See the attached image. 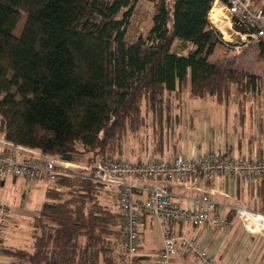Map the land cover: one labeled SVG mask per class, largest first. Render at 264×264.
<instances>
[{"label":"trees","instance_id":"trees-1","mask_svg":"<svg viewBox=\"0 0 264 264\" xmlns=\"http://www.w3.org/2000/svg\"><path fill=\"white\" fill-rule=\"evenodd\" d=\"M139 1L0 0L2 138L70 163L120 161L149 125L164 142L187 91L223 103L234 86L246 95L262 85L234 58L210 60L222 44L209 19L214 0H144L163 19L151 45L120 39ZM103 186L53 183L35 218L33 250L2 246L1 254L21 264H119L122 218L101 204Z\"/></svg>","mask_w":264,"mask_h":264},{"label":"built area","instance_id":"built-area-1","mask_svg":"<svg viewBox=\"0 0 264 264\" xmlns=\"http://www.w3.org/2000/svg\"><path fill=\"white\" fill-rule=\"evenodd\" d=\"M209 19L216 30H220L219 34L228 35L229 43L223 41L230 49H240L253 42L264 45V9H255L251 0H214ZM222 27L225 32L221 31ZM31 150L8 141L0 144V180L23 177L31 181L46 179L55 183L62 178H78L119 189L122 236L117 251L127 259L125 264L136 263L148 217L157 219L163 231L164 245L158 253L157 264H173L177 257H189L201 264H221L194 240L178 233L176 227L212 225L225 228L231 225L228 217L209 194L197 199L193 208H182L174 202L169 185L188 186L192 180L212 181L222 175L240 177L245 183L264 178V157L248 160L210 152L198 159L178 154L172 160L134 163L98 156L90 164L86 160V165H75L54 156L38 155ZM140 188L147 195L143 200L135 198V192ZM230 209L235 219L249 231L264 232V213L251 210L239 202ZM11 215L10 207L0 202V255L4 228Z\"/></svg>","mask_w":264,"mask_h":264},{"label":"crops","instance_id":"crops-1","mask_svg":"<svg viewBox=\"0 0 264 264\" xmlns=\"http://www.w3.org/2000/svg\"><path fill=\"white\" fill-rule=\"evenodd\" d=\"M255 75L262 78V85L246 95H240L235 87L229 100L223 103L209 96L196 99L187 91L184 106L174 111L176 119L165 130L164 142L159 141L156 130L149 125L146 134H142L141 139L137 138L136 145L130 144L133 138L126 143L123 160L134 163L172 160L178 154L198 159L210 152L248 160L264 157V77ZM0 142L1 145L6 142L1 135ZM31 151L43 155L38 150ZM72 163L86 165V159L80 158ZM0 182L2 186L6 184V180ZM169 188L174 202L184 209L193 208L196 200L204 194L211 195L220 211L231 222L225 228L212 225L194 228L184 225L176 227L178 233L194 240L221 264H264V232L249 231L241 221L235 219L230 209V206L239 202L251 210L264 213V178L245 183L240 177L222 175L212 181L192 180L188 186L170 184ZM118 192L119 189L115 193ZM146 196L141 188L135 192L137 200H143ZM113 201L117 207L115 212L119 213L118 197ZM10 209L13 215L14 210ZM151 219L154 218L148 217V222ZM138 258L142 264H157L158 254L155 257L146 252L141 242ZM189 259L177 257L173 264H189Z\"/></svg>","mask_w":264,"mask_h":264},{"label":"rangeland","instance_id":"rangeland-1","mask_svg":"<svg viewBox=\"0 0 264 264\" xmlns=\"http://www.w3.org/2000/svg\"><path fill=\"white\" fill-rule=\"evenodd\" d=\"M255 9L264 8V0H251ZM217 14L220 11H216ZM228 26V25H227ZM220 27V26H218ZM23 23L15 31L19 35L22 31ZM215 29H217L214 26ZM220 31V30H217ZM222 32L224 28H221ZM163 33V19L155 13L153 3L141 0L137 4L135 13L130 16L125 23V26L120 35V39L126 43H133L139 37H143L144 41L151 45L152 41H156L160 34ZM221 40L230 41L228 35L221 34ZM224 37V38H223ZM222 42L217 48V51L210 58L211 61L222 59H235L237 69L247 71L250 73L258 74L264 77V61L260 58V48L258 42H253L249 45H243L240 49H230L226 42ZM264 79V78H263ZM233 92L235 86L232 88ZM195 101V100H192ZM1 135V132H0ZM131 145H136L137 138L132 139ZM126 153V151H125ZM92 156H83L90 164L92 163ZM79 160V159H78ZM65 178L60 179L62 182ZM53 183L46 179L29 180L27 178H8L6 184L2 186L0 182V200L9 204L13 208L14 213L9 219L6 227L4 228L3 246L6 248H20L27 251H32L34 246V222L38 215V211L42 208L46 200V191ZM118 190L114 186H103L100 189V202L102 205L107 206L113 212L117 211L114 205L118 197ZM65 194L67 190L64 189ZM113 201V202H112ZM114 205V206H113ZM152 222V224H151ZM143 248L146 252L153 256H157L158 252L163 248L164 237L160 223L157 219H151L148 222L142 237ZM115 256L119 264H125L127 259L118 253L116 245ZM189 264L196 263L192 259L187 260ZM0 264H21L19 260L7 256L0 255Z\"/></svg>","mask_w":264,"mask_h":264}]
</instances>
